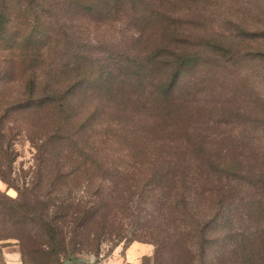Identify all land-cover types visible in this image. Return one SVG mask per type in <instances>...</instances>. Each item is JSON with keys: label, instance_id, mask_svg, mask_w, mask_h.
Here are the masks:
<instances>
[{"label": "trees", "instance_id": "16d2710c", "mask_svg": "<svg viewBox=\"0 0 264 264\" xmlns=\"http://www.w3.org/2000/svg\"><path fill=\"white\" fill-rule=\"evenodd\" d=\"M207 1L0 0V178L17 191L0 190V241L23 264L124 239L153 264H264V0L219 23ZM76 16L126 32L97 46Z\"/></svg>", "mask_w": 264, "mask_h": 264}, {"label": "rangeland", "instance_id": "374dc122", "mask_svg": "<svg viewBox=\"0 0 264 264\" xmlns=\"http://www.w3.org/2000/svg\"><path fill=\"white\" fill-rule=\"evenodd\" d=\"M245 1L243 0H208L205 3L206 11L203 17L206 20H215L219 23V19L233 17L237 15L236 13H243L245 9ZM202 19V18H201ZM203 20V19H202ZM75 24L79 26L80 31L82 32L83 37L88 38L93 42V44L99 46V42H106L113 45H117L126 32L122 23H104L97 24L89 18L76 16L74 19L67 22V24ZM2 76V75H0ZM2 82V80H0ZM15 152L17 159L14 162L13 166V176L17 179L19 183L23 180V170H27L29 167H33L34 164V155L36 152L35 147L31 144L24 132L18 135L15 142ZM31 174L27 176L29 179ZM0 190L7 191L12 196L17 195L15 188H7L6 184L0 178ZM82 194V192H79ZM15 238H9L6 240L0 241V244L4 243L5 246L2 247L3 256L5 264H23L20 247L16 243ZM130 241L127 239L122 240L118 246L111 249L112 242L104 241L99 252L91 250L84 246H78L76 248L75 254L73 257L67 259V264H103L105 262H111L112 257L114 256L118 247H127ZM149 243V242H143ZM152 244V243H150ZM153 245V244H152ZM111 249V250H110ZM124 251H120L119 261L121 264H130L128 262V256L125 255V258L121 256ZM151 254H145L140 257V264H153V258ZM12 256H17L13 259Z\"/></svg>", "mask_w": 264, "mask_h": 264}, {"label": "crops", "instance_id": "0c3cea01", "mask_svg": "<svg viewBox=\"0 0 264 264\" xmlns=\"http://www.w3.org/2000/svg\"><path fill=\"white\" fill-rule=\"evenodd\" d=\"M154 250V246L150 243L143 242H133L129 243V245L125 248L118 247L114 256L112 257L111 262H105L103 264H121L119 261L120 251H124L121 256L125 258V255L128 256V262L130 264H140V257L145 254H151ZM13 259L17 256H12Z\"/></svg>", "mask_w": 264, "mask_h": 264}]
</instances>
